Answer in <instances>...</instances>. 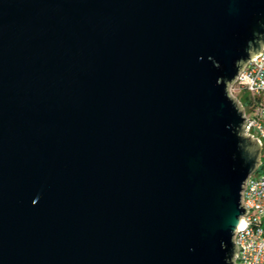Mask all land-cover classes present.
<instances>
[{"label": "water", "instance_id": "obj_1", "mask_svg": "<svg viewBox=\"0 0 264 264\" xmlns=\"http://www.w3.org/2000/svg\"><path fill=\"white\" fill-rule=\"evenodd\" d=\"M261 25L264 0H0V264H223L251 164L216 81Z\"/></svg>", "mask_w": 264, "mask_h": 264}, {"label": "clouds", "instance_id": "obj_2", "mask_svg": "<svg viewBox=\"0 0 264 264\" xmlns=\"http://www.w3.org/2000/svg\"><path fill=\"white\" fill-rule=\"evenodd\" d=\"M245 43L243 55L233 62L234 75L216 81L239 117V123L226 128L236 138L241 159L251 164L239 185L238 214L229 220V240L220 242L223 264H264V99L252 105L253 111L246 102L247 95L264 97V32L253 30Z\"/></svg>", "mask_w": 264, "mask_h": 264}, {"label": "built area", "instance_id": "obj_3", "mask_svg": "<svg viewBox=\"0 0 264 264\" xmlns=\"http://www.w3.org/2000/svg\"><path fill=\"white\" fill-rule=\"evenodd\" d=\"M260 99H264V97H257V98H253L251 95H250V99H249V102L248 105H249V110L250 111H253L254 108L252 107L253 104H255L256 102H258ZM262 127H264V125H262ZM262 169H264V165H262ZM256 227H259L258 225H254V228Z\"/></svg>", "mask_w": 264, "mask_h": 264}, {"label": "rangeland", "instance_id": "obj_4", "mask_svg": "<svg viewBox=\"0 0 264 264\" xmlns=\"http://www.w3.org/2000/svg\"><path fill=\"white\" fill-rule=\"evenodd\" d=\"M249 99H250V95H247L246 96V102H249Z\"/></svg>", "mask_w": 264, "mask_h": 264}]
</instances>
